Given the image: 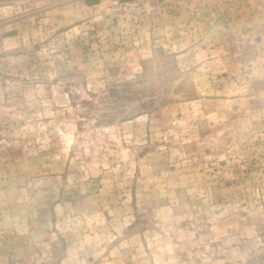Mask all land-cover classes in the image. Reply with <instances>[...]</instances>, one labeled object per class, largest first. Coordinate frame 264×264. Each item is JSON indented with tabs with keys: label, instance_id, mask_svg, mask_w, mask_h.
Listing matches in <instances>:
<instances>
[{
	"label": "rangeland",
	"instance_id": "rangeland-1",
	"mask_svg": "<svg viewBox=\"0 0 264 264\" xmlns=\"http://www.w3.org/2000/svg\"><path fill=\"white\" fill-rule=\"evenodd\" d=\"M0 264H264V0H0Z\"/></svg>",
	"mask_w": 264,
	"mask_h": 264
}]
</instances>
